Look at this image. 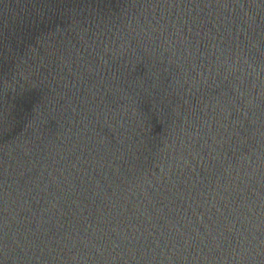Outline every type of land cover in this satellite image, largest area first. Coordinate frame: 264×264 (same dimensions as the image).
<instances>
[{
	"label": "water",
	"instance_id": "95a60500",
	"mask_svg": "<svg viewBox=\"0 0 264 264\" xmlns=\"http://www.w3.org/2000/svg\"><path fill=\"white\" fill-rule=\"evenodd\" d=\"M0 264H264V0H0Z\"/></svg>",
	"mask_w": 264,
	"mask_h": 264
}]
</instances>
